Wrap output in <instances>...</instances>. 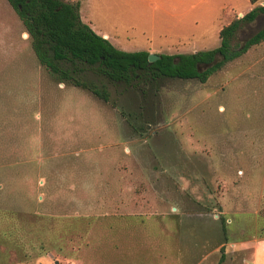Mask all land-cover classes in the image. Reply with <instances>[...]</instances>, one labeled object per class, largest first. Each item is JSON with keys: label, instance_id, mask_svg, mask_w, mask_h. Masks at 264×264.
<instances>
[{"label": "rangeland", "instance_id": "rangeland-1", "mask_svg": "<svg viewBox=\"0 0 264 264\" xmlns=\"http://www.w3.org/2000/svg\"><path fill=\"white\" fill-rule=\"evenodd\" d=\"M73 1L127 51L214 49L232 17L226 0ZM262 28L244 23L235 49ZM26 33L0 0V264H218L222 247V264H264V42L205 82L94 75L105 101L59 82ZM141 105L142 133L122 113Z\"/></svg>", "mask_w": 264, "mask_h": 264}, {"label": "trees", "instance_id": "trees-1", "mask_svg": "<svg viewBox=\"0 0 264 264\" xmlns=\"http://www.w3.org/2000/svg\"><path fill=\"white\" fill-rule=\"evenodd\" d=\"M22 19L38 60L59 82H69L89 89L105 101L110 94L105 84L99 86L92 76H102L109 82L124 85L126 89L156 88L163 78H197L202 82L223 65L246 52L251 46L264 42V28L256 32L243 49H235L234 37L244 23H251L264 14L262 0H250L256 4L243 16L235 15L219 32L221 45L214 49L192 53L160 54L150 62V51H127L116 47L103 34L96 32L80 14V1L73 0H8ZM207 66L205 69H201ZM144 105L124 116L132 123L139 120L136 129L142 133L150 120ZM226 242V219L222 218ZM15 235V233H14ZM12 235L8 236L11 239ZM17 237V236H16ZM11 242V241H10ZM226 254L222 247V264Z\"/></svg>", "mask_w": 264, "mask_h": 264}, {"label": "crops", "instance_id": "crops-1", "mask_svg": "<svg viewBox=\"0 0 264 264\" xmlns=\"http://www.w3.org/2000/svg\"><path fill=\"white\" fill-rule=\"evenodd\" d=\"M226 1L227 2L224 1V3L221 5V9L224 10V9L228 8L229 14L232 16L231 19L229 20V22L233 19V17L235 15L243 16L245 13H247L249 10H251L256 5V4L251 3L250 0H226ZM239 1L247 2V5L250 4V8L246 12H244L243 10H239V12H236L235 6L233 5V8H232L231 5H232V3L238 5ZM259 4L264 5V0L260 1ZM229 22H227L226 24H228ZM226 24H224V25H226ZM224 25H222V27L219 29V32L223 28ZM103 35L105 37L108 36V34H103Z\"/></svg>", "mask_w": 264, "mask_h": 264}, {"label": "water", "instance_id": "water-1", "mask_svg": "<svg viewBox=\"0 0 264 264\" xmlns=\"http://www.w3.org/2000/svg\"><path fill=\"white\" fill-rule=\"evenodd\" d=\"M26 35H28V33H26ZM160 57H161L160 54L150 52L148 59H149L150 62H152V61H155V60L159 59Z\"/></svg>", "mask_w": 264, "mask_h": 264}]
</instances>
